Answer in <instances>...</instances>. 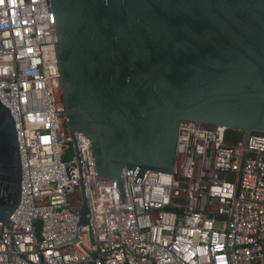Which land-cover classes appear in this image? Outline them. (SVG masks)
Here are the masks:
<instances>
[{
  "label": "built area",
  "instance_id": "1",
  "mask_svg": "<svg viewBox=\"0 0 264 264\" xmlns=\"http://www.w3.org/2000/svg\"><path fill=\"white\" fill-rule=\"evenodd\" d=\"M57 44L50 0H0V103L21 169L0 264H264V134L228 145L223 127L181 122L172 174L123 171L120 205L91 142L77 134L75 150L63 127Z\"/></svg>",
  "mask_w": 264,
  "mask_h": 264
},
{
  "label": "water",
  "instance_id": "2",
  "mask_svg": "<svg viewBox=\"0 0 264 264\" xmlns=\"http://www.w3.org/2000/svg\"><path fill=\"white\" fill-rule=\"evenodd\" d=\"M63 127L91 142L96 178L172 174L181 122L264 134V0H50ZM12 116L0 103V222L20 199ZM81 226L90 225L85 199ZM92 244L94 237L91 233Z\"/></svg>",
  "mask_w": 264,
  "mask_h": 264
},
{
  "label": "trees",
  "instance_id": "3",
  "mask_svg": "<svg viewBox=\"0 0 264 264\" xmlns=\"http://www.w3.org/2000/svg\"><path fill=\"white\" fill-rule=\"evenodd\" d=\"M208 128H212L211 126H205ZM257 134H263V133H257ZM244 133L240 131H233V130H226L225 138L228 145L235 144L239 140L243 139ZM70 156V150L67 151L65 154V158H68Z\"/></svg>",
  "mask_w": 264,
  "mask_h": 264
}]
</instances>
